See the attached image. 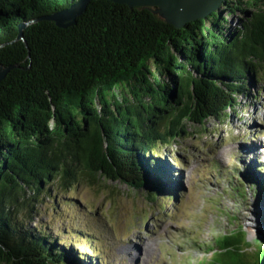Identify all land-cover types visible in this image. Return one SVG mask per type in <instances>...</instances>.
I'll use <instances>...</instances> for the list:
<instances>
[{
    "label": "trees",
    "instance_id": "1",
    "mask_svg": "<svg viewBox=\"0 0 264 264\" xmlns=\"http://www.w3.org/2000/svg\"><path fill=\"white\" fill-rule=\"evenodd\" d=\"M75 1L0 0V64L13 65L0 80V264H80L35 224L55 187L99 176L171 195L156 145L227 119L264 83V0H226L182 28L156 6L92 0L75 24L37 20L15 40Z\"/></svg>",
    "mask_w": 264,
    "mask_h": 264
},
{
    "label": "rangeland",
    "instance_id": "2",
    "mask_svg": "<svg viewBox=\"0 0 264 264\" xmlns=\"http://www.w3.org/2000/svg\"><path fill=\"white\" fill-rule=\"evenodd\" d=\"M261 86L227 119L190 123L186 136L156 145L171 195L152 200L146 188L85 177L70 190L55 187L35 224L59 237L80 264H206L217 237L239 227L264 243V191L254 186L264 179ZM254 243L256 258L263 245Z\"/></svg>",
    "mask_w": 264,
    "mask_h": 264
},
{
    "label": "water",
    "instance_id": "3",
    "mask_svg": "<svg viewBox=\"0 0 264 264\" xmlns=\"http://www.w3.org/2000/svg\"><path fill=\"white\" fill-rule=\"evenodd\" d=\"M92 0H77L71 6L62 8L52 14L41 16L37 19L22 22L19 25V34L15 40H25L24 29L27 25L37 20H52L60 27H68L77 22V17L86 11ZM118 3H126L130 6H156L159 13L166 21L178 28L184 27L188 22L206 18L212 12L217 11L226 0H113ZM4 44H1L2 46ZM13 67L0 64V80ZM223 240L221 245L210 248L211 254L208 262L221 264H264L263 238L256 232H247L243 227L232 230L229 233L217 237ZM251 240L255 244L260 243L263 248L258 251L256 258L252 257L254 249L249 247ZM219 258V259H217Z\"/></svg>",
    "mask_w": 264,
    "mask_h": 264
},
{
    "label": "bare ground",
    "instance_id": "4",
    "mask_svg": "<svg viewBox=\"0 0 264 264\" xmlns=\"http://www.w3.org/2000/svg\"><path fill=\"white\" fill-rule=\"evenodd\" d=\"M149 255V254H148ZM142 256H143V254H142ZM144 257V256H143Z\"/></svg>",
    "mask_w": 264,
    "mask_h": 264
}]
</instances>
